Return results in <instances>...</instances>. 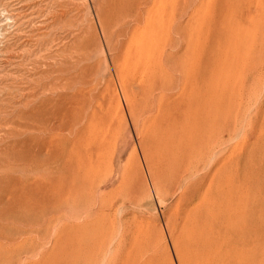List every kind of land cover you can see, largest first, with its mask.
<instances>
[{
	"label": "rangeland",
	"instance_id": "obj_1",
	"mask_svg": "<svg viewBox=\"0 0 264 264\" xmlns=\"http://www.w3.org/2000/svg\"><path fill=\"white\" fill-rule=\"evenodd\" d=\"M0 264H264V0H0Z\"/></svg>",
	"mask_w": 264,
	"mask_h": 264
},
{
	"label": "bare ground",
	"instance_id": "obj_2",
	"mask_svg": "<svg viewBox=\"0 0 264 264\" xmlns=\"http://www.w3.org/2000/svg\"><path fill=\"white\" fill-rule=\"evenodd\" d=\"M143 88V87H142ZM90 123V122H89ZM198 244V243H197ZM210 247V246H209ZM200 250V249H199Z\"/></svg>",
	"mask_w": 264,
	"mask_h": 264
}]
</instances>
